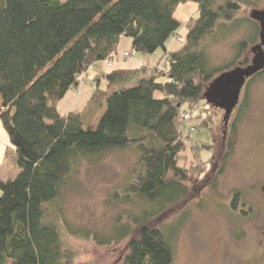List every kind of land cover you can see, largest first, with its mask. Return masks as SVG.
I'll use <instances>...</instances> for the list:
<instances>
[{"label": "trees", "instance_id": "trees-1", "mask_svg": "<svg viewBox=\"0 0 264 264\" xmlns=\"http://www.w3.org/2000/svg\"><path fill=\"white\" fill-rule=\"evenodd\" d=\"M187 2L198 6L197 16L185 27L183 47L168 53L180 29L174 11ZM262 5L264 0H0V123L10 144L5 158L18 170L13 179H0V264H69L48 206L83 162L130 147L138 168L120 197L144 206L94 241L110 245L128 238L121 264H173L171 234L154 223L189 196V173L180 162L194 139L185 135L181 115L191 112L192 120L188 110L208 105L205 87L256 43L259 27L242 9ZM240 25L249 37L235 45L229 65L212 67L209 39ZM121 37L131 40L136 54L161 51L163 68L143 70L147 77L137 80L142 70L106 75L119 87L103 92L105 108L94 127L100 99L96 108L61 116L56 104L91 65L113 59ZM185 104L189 109L182 111Z\"/></svg>", "mask_w": 264, "mask_h": 264}, {"label": "rangeland", "instance_id": "rangeland-1", "mask_svg": "<svg viewBox=\"0 0 264 264\" xmlns=\"http://www.w3.org/2000/svg\"><path fill=\"white\" fill-rule=\"evenodd\" d=\"M242 13L247 16L250 10L242 9ZM249 34L248 28L240 25L209 39L212 67L229 65L235 45ZM251 46L235 66L250 63ZM136 59L138 55L132 52L124 63ZM118 87L104 79L100 90L110 92ZM95 105L92 102L88 107ZM188 109V104L181 108ZM188 111H192V120L181 122V126L197 128L192 133L195 144L190 142L180 162L189 173V196L154 223L171 234L173 264H264V73L245 88L227 126L224 112L203 102ZM138 158L135 147H130L109 151L95 163L83 162L60 197L48 206L49 219L57 223L69 264H121L128 238L100 245L94 237L109 235L118 218L125 221L128 213L143 208L138 199L123 201L120 197L134 178Z\"/></svg>", "mask_w": 264, "mask_h": 264}, {"label": "crops", "instance_id": "crops-1", "mask_svg": "<svg viewBox=\"0 0 264 264\" xmlns=\"http://www.w3.org/2000/svg\"><path fill=\"white\" fill-rule=\"evenodd\" d=\"M198 13V6L195 3L187 2L178 5L174 11V18L180 23V29L178 33H184L186 35L185 23L190 18H195ZM183 46L174 42L173 39L169 40L167 44L166 52L172 53L181 49ZM133 50L131 46V40L126 37H121L119 39L118 45L116 47V53L112 60L111 69L106 66V61L97 62L91 65L83 75L82 82L68 90L65 96L56 104V109L61 116H67L69 113L81 114L82 111L88 107L92 102H97L101 100L100 108L96 112V116L90 121V126L94 127L97 123L99 117L104 111L105 103L102 90L100 86L105 76L114 72H134L140 70H148L149 68L157 67L162 52L158 54L159 51L152 55H142L137 54L138 59L130 61L128 65L124 62L126 59L131 57ZM124 53L130 55L129 58L123 57ZM134 53V52H133ZM102 63L101 67L99 64ZM143 75V73H142ZM137 77V76H136ZM147 72L141 78H146ZM97 92V93H96ZM10 148V144L5 131L0 123V179L11 180L13 179L18 170L15 166L11 165L5 158V150Z\"/></svg>", "mask_w": 264, "mask_h": 264}, {"label": "water", "instance_id": "water-1", "mask_svg": "<svg viewBox=\"0 0 264 264\" xmlns=\"http://www.w3.org/2000/svg\"><path fill=\"white\" fill-rule=\"evenodd\" d=\"M249 18L259 27L258 42L249 49L252 55L250 63L219 73L205 87L202 95V99L209 106L224 112V126H227L230 116L238 106L246 82L264 70V9L251 10Z\"/></svg>", "mask_w": 264, "mask_h": 264}, {"label": "built area", "instance_id": "built-area-1", "mask_svg": "<svg viewBox=\"0 0 264 264\" xmlns=\"http://www.w3.org/2000/svg\"><path fill=\"white\" fill-rule=\"evenodd\" d=\"M173 41L180 44V45H184L185 43V37L184 35H181L180 33H177L175 36L172 37ZM123 57L125 58H129L130 55L128 53H124ZM106 65H108L109 67L112 66V62L111 61H106ZM164 66V60H162L159 64H158V69H162ZM181 119L184 122H187L189 119H191V116L189 113H182L181 115ZM194 132L192 126H188L187 129H185V135H189L192 134Z\"/></svg>", "mask_w": 264, "mask_h": 264}]
</instances>
